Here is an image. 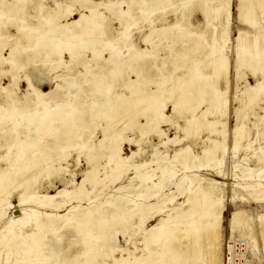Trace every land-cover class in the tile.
<instances>
[{
    "label": "bare ground",
    "instance_id": "1",
    "mask_svg": "<svg viewBox=\"0 0 264 264\" xmlns=\"http://www.w3.org/2000/svg\"><path fill=\"white\" fill-rule=\"evenodd\" d=\"M14 1L15 2H9L5 3L4 5H0V22L3 20L11 22V24L9 23V25L14 26L18 33L21 35V37H18L20 41L34 39L32 37L34 35L36 36L35 32L26 29L21 21L19 23H15L12 20L14 14L18 13L22 9L23 3L26 0ZM122 2L123 1H120V3ZM142 2H145V0H143ZM237 2V11H239L238 21L242 26L251 29L252 31L246 30L245 28H242L238 31V35L234 39V48L236 54L235 62L237 63V67L241 65L248 67L251 74L256 78L255 83L249 85L246 92L241 95L240 99L244 104H250L254 108L255 106L253 105H258L261 101L264 102V23L261 21V18H263L264 16V11L261 7L263 5H260V0H237ZM54 4L56 8L52 13L53 19L49 23V29L42 33L41 36L33 42L34 45L32 46V50L34 53L46 54L50 57L54 54H58L59 56H61L64 50H67L70 58L74 59L82 53L89 52L95 59H98L101 57L104 51H107L108 57H105L104 60L108 61L112 59L114 54L108 47L109 43L102 41L100 38L104 33V21L97 9H95L94 7H90L88 9V12L80 13L77 19L69 23H60L57 20L65 16H70L74 13L73 10H71L68 6L63 7L57 0H54ZM152 9L157 10L160 14V18H163V20H165L166 14L168 12L173 13L176 18L172 23L157 28L152 24L151 18L149 16H145V22L148 24L147 27L149 32L144 38V41L151 47V50L146 48L136 51V56L138 57L137 61L140 63V66L137 71L132 69V72H134L135 74V79H132L128 82L126 80V74L124 72L118 71L125 60L123 57H120L119 61L115 63V67L112 68L110 72H108V75H94L89 79V81H87V88L80 91V94H85L86 98L91 100L92 98H90V96L94 92H104L106 94L104 100L100 99L101 97L99 98L100 100H102L101 102L95 101V99L94 102L89 101L88 106L90 107V113L92 114L91 116H93L92 118H100L106 116L108 118L111 117V120L114 117L113 120L115 121L113 122H116V119L119 118L118 116H122L120 114H122L124 110L127 113L126 110L130 109L131 111V109L134 108L133 106L138 105L137 107H135L137 109L139 107V104H142L143 107L142 110H140L143 111L142 114L145 117V125L142 124L138 128H140L143 134L149 133L151 131L157 132L158 134L162 133L160 129H158L159 123L164 121L165 118L168 117H165L166 115L163 114H155L156 109L159 106L164 107L165 103H167L168 101L172 103L173 109L199 106L201 103L203 104L202 97L205 96H201L202 92L205 93L206 91L205 89L200 88L199 85H196L197 83L193 84L195 82L192 83L194 85V89H199L201 93V95H198V97L196 98H193L196 93L187 90L188 88L191 89V87H193L189 83L188 84L191 87H189L188 85V88H186L184 87L185 85H183V87L180 86L182 87L181 89L177 90L175 88V90L173 88L171 90L169 89L168 91H165L166 88L164 87L165 82L167 81L166 76L168 74L162 69V67L156 66L155 62L159 61V63H164L166 57L159 58L154 53L157 49H159V42L164 41L161 39H169L173 42V44L168 47V55H171L173 57L177 56V58H175L176 61H179V51H187L189 42L193 40V42L196 43V46L194 49H191V52L192 50L194 51V53L200 52L201 50L204 51L202 57H208L209 64L207 65H210L213 69V71L210 72H220L219 70L226 71L228 68V57L225 52L226 44L229 40L228 20L230 16V9L228 0H180V6L178 7L176 6V0H152V3L144 6L143 12L147 13ZM186 9L189 10V13H192L193 10H197L204 17L206 26L205 30L195 29L194 27H192L189 21L187 23L184 22V12L186 11ZM117 13L120 17H122L127 14V11L124 9H119ZM2 14L4 17L1 16ZM221 18L225 19L223 23L221 21ZM220 23H222L223 25V28L221 30H219ZM174 29L176 32L174 31ZM172 33H177V38L174 40L172 39L173 36H171ZM153 35L156 36V40L154 41L152 38ZM63 36L66 37V41L62 43L60 37L62 38ZM18 39H5L0 37V46H4V44H6L7 42L12 44V46H10L8 55L6 57H3V59L1 58L2 60H0L1 66L3 63H7V69H3L2 67V69L0 68V78H2V75L6 74H9L12 78H14L17 75V71L19 70V68H21L19 61V54L21 53V50L18 49ZM70 39H75L76 43L73 44L69 42ZM188 52L189 53H186L183 56L181 62L179 61L181 64L179 66L186 68V71H184V76L188 75V73H191L193 78H200L199 82L202 79L206 80V76L202 74L203 71L199 70L196 66L198 63H200V60H198L200 58L195 59L196 61L194 63L192 61L193 53H191L189 50ZM191 63H193L192 66ZM204 64L202 63L201 65ZM210 66L209 68H211ZM151 69H154L153 72ZM225 76L227 77V74ZM225 76H223V79ZM187 79L183 80L186 82ZM17 83L18 81L13 79L12 82H9L6 86L0 85V96H2L5 100V103L1 108H12L10 110V113H8V111L7 114H3L4 116L0 120V125L2 124V121H11L12 123L15 122L12 118H10V116L11 113L16 110L18 97L12 95L11 91L13 89V85H16ZM27 84L30 88L29 94L34 98L33 104L39 105L42 102L44 91L41 92L36 89L29 79L27 80ZM71 85L72 82H68L67 86H58L59 89L62 87L65 89H69ZM118 87H125V89L128 90L127 92H129V96L126 95L125 97H122L123 94L116 95L117 93H114V89ZM199 90H197V92ZM208 90L206 92L209 94V99H207L206 101H208L207 104L210 106V109L211 107H213V109L223 107L224 101L222 98H220V95L216 93L217 90H209L210 92ZM193 93L195 95H193ZM99 95L101 94L99 93ZM162 95L165 96L163 97V99H160V96ZM93 98L95 97L93 96ZM203 99L205 100L206 96ZM96 100H98V98ZM106 102H108V106H105ZM123 102L126 103L124 105V108L122 107L121 109H119V106ZM95 105L100 106V110L93 109L94 107L96 108ZM111 108L113 109V112ZM116 108H118L119 110L116 111ZM208 108H206L205 110H209ZM1 110L3 111L5 109ZM83 112L84 110L82 103L77 104L76 102L72 103V101H70L65 107H61V105L56 103L52 107H45L36 116H31L30 118L26 119V121H23L27 126L26 128H23V131H19L17 133V136L23 135L24 138L20 139L18 146L12 145L9 147L8 153L6 155L7 158H5L8 161V165L5 166V168L0 169V219H2L6 215L4 202L7 203L6 207L11 206V202L8 198H10L9 193H11L14 189L16 190L22 188L24 190V194L19 195V205H24L28 201H31L30 203L35 204L36 206L44 208H58L62 207V205L65 204L64 199L67 197H70L71 199H79L78 193L84 192L83 190L85 187L83 183H78L75 185L76 191H73V189L71 191L63 189L59 191L56 190L57 192L54 194H40L34 190L35 188L33 190L31 188L37 182V179L35 178L37 174H34L38 171V166L41 165L42 162H45V160L49 159V157L51 158V152H53V154H56V151L59 148L60 152L63 151V146L60 145V142V144L58 142V144H49L50 140L52 142L55 141H53V137H55V134V139H57V137L59 136V139L61 137L67 139V142L73 141L75 145L78 144L79 146H84V142L81 138L83 132L86 131L87 128L85 124L87 122V118L84 117ZM138 113L140 115V112ZM129 115L130 116L128 117V119H130L131 122V118H133L134 114ZM216 116L214 123H219L220 121L218 120V122L216 120ZM194 118L195 119H193V115L191 114L189 116L187 115L185 123L189 122L190 124L191 121V123L196 121V125L194 123L192 125H195V129H199L198 127H200L202 124L201 119H198L199 117L196 118L195 116ZM240 118L241 117L238 116L236 120ZM124 120L126 119H123V121ZM113 122L111 120V124ZM129 123L127 124L129 125ZM127 124L124 125H126L127 127ZM243 126V123L236 121V125L231 130V134L233 135L232 140L234 139V143H232L234 146H232L235 150L238 148L240 141L245 136ZM126 127L124 126V128ZM207 128L205 127L204 129L207 130ZM193 129L191 128V130ZM197 129L195 131H197ZM213 129H216L217 131L218 128L214 127L212 128V130ZM185 131H187L188 133L190 132L188 130ZM225 131L220 130L219 132H216L220 133L219 138L216 140L213 139L212 141L210 140V145L202 150L201 154H192V152L190 153V149L187 146L182 147L181 149L176 150L172 157L161 158L159 164H156L157 166L151 169L146 168V166H149L153 161L146 163L142 162L143 164L139 165L131 164L130 160L137 154L136 151H133L129 156L122 157L119 155L120 144L118 145L116 143V139H114L115 142H107L105 146V153L108 154L112 158L111 160H113L114 162V167H111L112 172L120 173L124 168L126 169V167L128 170L132 167L136 171L135 178L138 179V185H140L139 187L142 188V191L135 193V200H132L130 197H128V195L124 196L123 194L118 196L109 195L103 201H97L96 204L93 205V208L89 210L79 211V208L81 207V205L79 204L72 207L70 213H66L63 215L53 214L52 212H45L44 215L47 216V218L51 222L50 225L52 226L48 225L47 221H40L39 211L36 210V208L32 207L28 208L27 210H20L16 215L14 214L12 218H9L7 220V222L3 225L2 232H0V257L2 254L1 251L4 252L5 255L3 259H5V261L3 262L11 264H169L168 258H166L169 255L168 257H171L172 264H194L200 257L202 258V260L200 259L199 264H229V258L223 254L221 248V235L219 234V231L217 229V209H219L220 205L222 206L220 198L222 197L221 187L223 184H221V186H218L219 184L217 185V182L212 181L214 179L211 178V180L201 177L203 183L206 182V184H201V182H199L197 186L188 191L186 195V206L169 208V205L173 201L174 197L160 196L164 185L170 182L172 177L174 176V173H172L169 165H172L177 161L186 163L188 160L196 163V159V167L198 168V170H203L204 168L212 169V165L214 164L220 165L221 161L219 160L218 153L221 152L222 157L223 153L225 152L226 147H224L223 145V143L225 142L224 140L227 137ZM194 132L191 131V133ZM188 133L186 134L192 136V134ZM115 136L117 137L118 134H115ZM64 139L63 141H65ZM60 140L62 142V139ZM117 140L119 141L118 138ZM97 150L99 151V148ZM42 151H44L45 153L41 156ZM98 151H96L95 153H97ZM59 153L58 155H60ZM94 154L92 151L88 152L87 160L90 161L93 160V158L95 159V157H98V155L94 156ZM259 160V163L261 161H264V151L261 153ZM56 161H50V163H56ZM142 167H144V169H142ZM97 168H93L92 162V164L88 167V171L86 172L94 173L96 172ZM57 170H59V168ZM156 170L161 173V176L158 179H154L155 175L153 172H155ZM216 171L219 173V170ZM247 172L250 174V176L255 175L257 177H264V175L261 174L262 169L258 170L257 172V169L249 168L247 169ZM93 176L94 177L91 181L92 184H96V182L98 183L100 179H98V177L96 178L97 175L95 174ZM119 176L121 177V175ZM103 179H106V176ZM37 183L39 184V182ZM130 186L132 185H120L117 189H126ZM237 186L240 189L244 190L248 197H252L254 198V200L255 198L258 199L255 201L260 202L261 199H264V185H261L259 183H256L255 185H249L237 182ZM139 187L138 189H140ZM59 197L60 199H62L60 201H57V198ZM150 199H155V202H149ZM166 211L168 212L166 213ZM158 214H161V217L159 219L160 223L158 225L147 227L146 223L148 222V220ZM231 214V225L233 228H237L241 224H247V227L251 230V227L248 225L249 223H247V221H249V217H247L243 211H234ZM46 216L44 217L46 218ZM50 218L62 219L63 222L67 223V226L68 224H71V229H69L72 231V233H74L73 229L77 225H79V223L85 224V228L81 227L83 229L82 231H79V227H76V229L80 232V234L78 233L76 234V236H80L82 234L85 237L84 241L86 242V249L80 251V254L72 259L75 252L69 255L66 246H64V244L63 246L62 244L60 245V242H62V237L58 236L56 232L60 228V226L57 225L53 227L54 220ZM32 223L35 224V229L33 228V231H22L23 228L29 226V224ZM259 223L260 225H262L261 231L259 233H261L262 236H260V239L262 238V249L264 252V220ZM91 225L94 226L93 229ZM110 229H112V231H110ZM42 230L45 231V233L47 230H49L51 239L45 238L47 239L45 240L43 237L45 233L43 234ZM77 230L75 233L78 232ZM118 231H121L124 236L127 235L128 238H130L132 235L140 234L143 239V244L146 249L147 255H135L138 247L136 245V242H134L133 250H131L130 248H120L119 250L121 252V255L119 257H114L113 253L118 249V246L114 240ZM252 235L253 234H251V236ZM63 236H65V234ZM80 238L81 237H79L78 239ZM79 241H81V239ZM249 241L247 243H250ZM82 244L83 243H81L80 245ZM253 244H250L251 247ZM149 245L154 246V248L150 249L148 247ZM71 250L74 251V249ZM70 252L71 251H69V253ZM124 254H126V256H124ZM98 256L101 258H99Z\"/></svg>",
    "mask_w": 264,
    "mask_h": 264
},
{
    "label": "rangeland",
    "instance_id": "2",
    "mask_svg": "<svg viewBox=\"0 0 264 264\" xmlns=\"http://www.w3.org/2000/svg\"><path fill=\"white\" fill-rule=\"evenodd\" d=\"M57 1H59L63 7L68 6L71 10H73L74 13L70 16H65L57 20L60 23H69L77 19L80 13L88 12V9L90 7H94L95 9H97L100 12V15L104 21V33L100 38L102 41L109 43L108 47L110 51L113 52L114 55L111 60L106 61L104 59L105 57L106 58L108 57L107 51H104L101 57L98 59H95L92 56V54H90L89 52L82 53L77 58L74 59L70 58L67 50H64L61 56H59L58 54H54L49 57L46 54L34 53L32 50V46L34 45L33 42L36 41L41 36L42 33H44L46 30L49 29V23L53 19L52 13L56 8L54 4V0H26L23 3L22 9L18 13L14 14L12 20L15 23L17 22L19 23L21 21L26 29L35 32L36 36L34 35L32 37L34 39L20 41L18 37H21V35L18 33V31L14 26L9 25V23L11 24V22L7 20L1 21L0 37L5 39H10V38L18 39L17 40L18 49L21 50V53L19 54V61L21 68H19V70L17 71V75L14 78H12L9 74L2 75L1 76L2 78H0L1 79L0 85L2 86L3 85L6 86L9 82H12L13 79L18 81L16 85L15 84L13 85L12 87L13 89L11 91L12 95L18 97V104L16 105V110L13 113H11L10 116V118H12L15 122L12 123L11 121H7V122L2 121V124L0 125V169L5 168V166L8 165L7 163L8 161L5 158H7L6 155L8 153L9 147L12 145L18 146L20 139L24 138L23 135L22 136L20 135L21 137L17 136V133L19 131L20 132L23 131V128H26L27 126L26 124H24L23 121H26V119L30 118L31 116L34 115L36 116L45 107L47 108L52 107L56 103L61 105V107H65L67 103L70 101H72V103L76 102L77 104L82 103L84 110L83 115L84 117L87 118V122L85 123L87 128L86 131L83 132L81 138L84 142V146H79L78 144L75 145L73 141L67 142V139L60 137V139H62L61 142V140L58 138L59 136L57 137V139H55L56 137L55 134V137H53V141L55 140L56 142L55 141L52 142L50 140L49 144L60 142L61 144L60 143L59 144L63 146V151L60 152V148L57 149V151L55 150L57 155L51 152L50 155L51 158L49 157V159L45 160V162H42L41 165L38 166L39 167L38 171L34 175L37 174L35 178L37 179L36 181L39 182V184L35 181L36 183L33 185L31 189L33 190L35 188L34 190L40 194H54L57 192L56 190L59 191L63 189L70 191L73 189V191H76L75 185L78 183H83L85 188L83 190L84 192L78 193L79 199H75V198L71 199L70 197H67L64 199L65 204H63L62 207H58V208H44V207L36 206L35 204L30 203L31 201L30 202L28 201L24 205H19V200H18L19 195L24 194V190L22 188L12 190V192L9 193L10 198H8L11 202V206L6 207L7 203L4 202V206L6 208L5 209L6 215L2 219H0V232H2L3 225L7 222L9 218H12L14 214L16 215L20 210H27L28 208H32V207L36 208V210L39 211L40 221H44V222L47 221L48 225H50L51 222L49 221L47 216L44 215L45 212L48 213L52 212L53 214L63 215L66 213H70L71 208L79 204L81 205L79 211L89 210L93 208V205H95L97 201H103L109 195L118 196L123 194L124 196L128 195V197H130L132 200H135L134 199L135 193L142 191V188L139 187L140 185H138L139 184L138 179L135 178L136 171L132 167L129 168V170L126 167V169L124 168L123 171L120 173L112 172L111 167H114V162L113 160H111L112 158L105 153L106 152L105 146L107 142L116 141L118 145L120 144L119 155L122 157L129 156L133 151H136L137 154L130 160L131 164L139 165V164H143L142 162L146 163L153 161L154 164L152 162L150 163V165L148 164L149 166H146V168L151 169V168H155L159 164L161 158L172 157L174 152L176 150L181 149L182 147L187 146L190 149V153L192 152V154L193 153L201 154L202 150L207 148L213 139L216 140L219 138L220 133H216V132H219L220 130L222 131L226 130L225 133L227 137L228 136L229 137L228 138L226 137V139L224 140L225 144L223 143V145L226 148L222 157H221V152L218 153L219 160L221 161L220 165L214 164L212 165V169L204 168L203 170H198V168L196 167L197 159L195 160L196 163L192 162L191 160H188L186 163L182 161H177L172 165H169V168L171 169L172 173H174V176L172 177L170 182L164 185L160 196L174 197L173 201L169 205V208L186 206V198H187L186 195L188 191L194 188L195 186H197L199 182H201V184H206V182L203 183L201 177L214 179L211 180L217 182V185L219 184L218 186H221V184H223L221 187L222 197L220 198V201L222 202V206L220 205L219 209H217L218 211L217 229L219 231V234L221 235V242H222L221 248L223 254L229 258V264H264V252L262 249V240H261L262 238L260 239L261 233H259L262 228V225H260L259 222L264 220V199H261L260 202L255 201L258 199L255 198L254 200V198L248 197L246 192H244V190L240 189L237 186V182L242 184H249V185H255L256 183L264 185V177H257L255 175L250 176V174L247 172V169L249 168L257 169V172L258 170L262 169L261 174L264 175V171H263L264 161L263 162L261 161L260 162L261 164L259 163L261 153L264 151V108H263L264 102L261 101L258 105H253L255 106L253 108L252 105L244 104L243 101L240 99L241 95H243L246 92L249 85L255 83L256 78L251 74L248 67H245L244 65L237 67L236 66L237 63L235 62L236 54L234 48V43H235L234 39L238 35V31L242 28L243 29L245 28L238 21L239 11H237L238 10L237 0H228L230 16L228 20L229 40L226 44V50H225L228 57V68L226 71L219 70L220 72L217 71H214V73L210 72L213 71V69L210 65H207L209 64L208 57H202L204 51L201 50L200 52L194 53V51L192 50L191 52V49H194L196 46V43H194L192 40L189 42L188 44L189 46L187 45L188 46L187 51L185 50L179 51L180 55L178 54V57L180 56L181 59L180 57L178 59L181 62L183 56L186 53H189L188 50L191 53H193L192 61L194 63L196 61L195 59L200 58L198 59L200 60V63H198L196 66L199 70L203 71L202 74L206 76V80L202 79L203 81L200 80L199 82L200 78H193L191 73H188L189 76L188 75L184 76V71H186V68L179 66L181 65L180 62L176 61L175 59L177 58V56L173 57L171 55H168L169 52L168 47L171 46L173 42L169 39H164V38L161 39L164 41L159 42V47H158L159 49L156 50L158 52L155 51L154 53L159 58L166 57V60L164 61V63L163 62L159 63L158 61L155 62V64L156 66L162 67V69L166 71V73L168 74L166 76L167 81L165 82V87H164L166 88L165 91H168L169 89L171 90L173 88L174 89L176 88L178 90L181 89L183 85H185L184 87L188 88V85L190 84L191 86H193L191 87L189 85V87H191L192 90L190 88H188L187 90L196 93V95L193 93V95H195L193 96V98H196L198 97V95H201L199 89H197L199 90L198 91L199 93L197 92L196 89H194L193 84L197 83L196 85H199L200 88H203L206 91L208 89L211 91L217 90L216 93H218L220 95V98H222L224 101L223 107H220L218 109H213V107H211L210 109V106L207 104L208 101H206L207 99H209V94L206 91L205 93L202 92L201 95V96L205 95L206 99L205 100L203 99L205 96L202 97L203 104L201 103L199 106H192L191 108L181 107L178 109H173L172 103L168 101L167 103H165L166 107L159 106L155 112V114H163L166 115L165 117H168L165 118L164 121L159 123L158 129H160V131L162 132L161 134H158L157 132H153V131L143 134L140 128H138L142 124L145 125V117L142 114L143 111H141L143 107L142 104H139L138 107L139 111L138 108L137 109L135 108L138 105L133 106L134 110L133 109H131V111L130 109L126 110L127 113L124 110L123 113L120 114L122 116H118L119 118L117 119L115 118L116 122H113L115 121L113 120L114 119L113 117L111 120L114 124L113 123L111 124V120H110L111 117L108 118L105 116L107 119L105 117L92 118L93 116H91L92 114L90 113V107L88 106L89 101L94 102L95 99V101L101 102L102 100L100 99L104 100L106 94L104 92H94L95 94L93 93L90 96V98H92L91 100V99H87L85 94H80V91L87 88L88 86L87 81H89V79L92 78L94 75H108V72H110L111 69L115 67V63L119 61L120 57H123L125 60L118 71L124 72L126 74V80L128 82L132 79H135V74L134 72H132V69L137 71L140 66V63L137 61L138 57L136 56L137 55L136 51L146 48L151 50V47L148 44H146V42L144 41V38L149 32L147 27L148 24L145 22L146 21L145 16H149L151 18L152 24L155 25L157 28H159L175 21L176 18L175 15L171 12H168L166 14L165 20H163V18L162 19L160 18V14L157 10L152 9L149 10V12L144 13L143 12L144 6H147L148 4L152 3V0H145V2H142L143 0L141 1L140 0H126V1L125 0H57ZM120 1L123 2L120 3ZM260 1H261L260 5H263L261 7L262 10L264 11V0H260ZM9 2H15V1L0 0V5H4L5 3H9ZM106 3L109 5H107ZM176 6L177 7L180 6V0H176ZM119 9L126 10L127 14L120 17L117 13ZM188 11L189 10L186 9V11L184 12L185 14L184 22L187 23L189 21V23L195 29L205 30L206 26L204 22L205 21L204 17L197 10L195 11L193 10L192 13H189ZM1 16L4 17L3 14ZM261 19H262L261 21L264 23V16ZM221 21L223 23L225 19L221 18ZM222 23L219 24V30L223 28ZM245 29L252 31L251 29L248 28ZM174 33L171 34V36L174 37V38L172 37L173 40L177 38V33L176 34ZM152 38L153 41L156 40L155 35H153ZM60 39L62 43L66 41V37L64 36L62 38L60 37ZM75 41H76L75 39L69 40V42L73 44L76 43ZM10 46H12V44H10L9 42L4 44V46H0V60H2L3 57H6L8 55ZM202 63L203 64L205 63L204 64L205 67L204 65H201ZM192 64L193 63H191V66ZM209 66L211 68H209ZM1 67L3 69H7V63H3L1 66V61H0V68ZM151 70L153 72L154 69ZM221 72H223L224 74L226 73L227 77L225 76L226 74L224 75ZM223 76H225L224 79ZM28 79L31 81V83L34 85L36 89H38L41 92L44 91L43 92L44 96H42V102L39 105L33 104L34 98L29 94L30 88L28 87L27 84ZM183 79H187L186 82ZM68 82H72V85L69 87V89H65L63 87L59 89L60 85L67 86ZM205 85L207 88L205 87ZM127 91L128 90L125 89V87H120V88L118 87L114 89V93H117L116 95L123 94L122 97H125L126 95L129 96V92ZM99 93L101 95H99ZM93 96L95 98H93ZM164 96L162 95L160 96L161 98L160 97L159 98L163 99ZM97 98L98 100H96ZM4 103H5L4 98L0 96V120L3 118L4 116L3 114H7L8 111H9L8 113H10V110L12 109L11 107L1 108ZM107 103L108 102H106L105 106L106 105L108 106ZM123 103L119 106V109H121L122 107L124 108V105L126 103L125 102ZM205 104H207L208 106ZM95 106L96 108L94 107L93 109L100 110L101 108L100 106L98 105ZM204 107L206 108L209 107L208 108L209 110H205L206 108ZM1 109H5V110L2 111ZM119 109L116 108V111ZM135 110L140 112V115ZM221 112L224 114H222ZM215 113L216 115L217 114L218 115L216 116ZM129 114L131 115L134 114L133 118H131V122L130 119H128V117L130 116ZM190 114L193 115V119H195L194 116L196 118L199 117L198 119H201L202 124L200 127H198L200 130L196 128L198 132L195 131L196 129L194 128L196 125L195 123H197L196 121L193 122L195 125H192L193 124L191 123L192 121L190 122L191 125L189 124V122L185 123L187 115L189 116ZM215 116H216V120L220 121V122L218 121L219 123L217 122L214 123ZM238 116L241 117L240 119H238L239 121L236 120ZM123 119L126 120L123 121ZM236 121L244 124L243 130L245 136L240 141L238 148L235 150L233 147L234 145L232 144L234 143L233 141L234 139L232 140L233 135L231 134L232 133L231 130L236 125ZM127 123H129V125ZM124 124H127V127ZM124 126L126 128H124ZM205 127L207 128L208 131L204 129ZM214 127L218 128L217 131L216 129L212 130V128ZM191 128L194 129L191 130ZM189 129L192 132L194 131L195 132L191 133ZM185 130H188L190 132L188 133ZM186 133L192 134V136L187 135ZM115 134H118V136L116 137ZM105 136H106V140H105ZM117 138L119 139V141L117 140ZM63 139L65 141H63ZM114 139L116 140L114 141ZM167 140L170 141L168 142ZM98 148L99 151L97 150ZM91 151L93 152V154L96 151H98L97 153L99 154L95 153L96 155L94 154V156L98 155V157H95V159L93 158V160H90L91 161L90 162L89 160H87L88 158L87 154L88 152ZM44 153L45 152L42 151L41 156L44 155ZM58 153L60 155H58ZM54 155L57 161L54 158ZM50 161H54V162L56 161V163L54 162L50 163ZM92 162H93V168L98 167L96 170L97 173L92 172L93 175L94 174L97 175L96 178L98 177V179H100L98 183L96 182V184L94 183L92 184L91 182L92 178L94 177L92 173L86 172L88 171V167L89 165L92 164ZM52 167L55 169H53ZM257 167L258 168L261 167V168L258 169ZM58 168L59 170H57ZM142 169H144V167H142ZM216 170H219V173ZM153 173L155 175L154 179H158L161 176V173L158 170H156ZM119 175H121V177ZM105 176L106 179H103ZM72 180H74L75 182ZM126 184H131L132 186L126 189L125 188L117 189L118 186L126 185ZM138 187L140 189H138ZM61 199L59 197L57 198V201H60ZM149 202L154 203L155 199L152 200L150 199ZM234 211H243L245 215L249 217V221H247V223H249L248 225L251 227V230L247 227V224H241L237 228L232 227L231 213H233ZM167 212L168 211H166V213ZM44 216H46V218ZM160 217L161 214L155 215L153 218L148 220L146 226L150 227L152 225H158L160 223L159 220ZM50 219L54 220L53 227L57 225L60 226V228L56 231L58 236L62 237V242H60V245L62 244L63 246L64 244V246H66L69 255L75 252L74 257H72V259L77 257L80 254V251L86 249L85 247L86 242L84 241L85 237L82 234L80 236L77 235L78 237L76 236V234L78 233L80 234L79 231H82L83 227L85 228L86 226L85 224L79 223V225L76 226L77 228L79 227L78 228L80 229L79 231L76 229L75 226H74L75 228L73 229V225H72V229L74 232L72 233V231L70 230L71 224H68L67 226V223L63 222L62 219H54V218H50ZM64 223L66 224V226ZM32 224H29V226L23 228L22 231L23 232L26 231L28 232L29 230L33 231L35 229V224H33L34 226ZM91 226L93 229L94 226L93 225ZM75 229L78 231L77 233H75L76 232ZM110 231H112V229H110ZM42 233L44 234L45 231H43ZM64 234L65 236H63ZM251 234L253 235L251 236ZM73 235H75L76 237ZM43 237L44 239L45 238L51 239L50 231L47 230ZM70 237L72 238V240ZM79 237H81L80 239L83 242L79 241L80 240L78 239ZM114 240L118 246L116 252L113 253L114 257H119L121 255V252L119 250L120 248H130L131 250H133L134 242H136V245L138 247L137 251L135 252V255H141V254L147 255L146 249L143 244V239L140 234L132 235L130 238H128L127 235L124 236L121 231L120 232L118 231ZM248 241L250 243H247ZM79 243L80 244L83 243V244L80 245ZM250 244H253L252 247ZM67 247L68 248L71 247V248L68 249ZM148 247L150 249L154 248V246L152 245H149ZM71 249H74V251ZM69 251L71 252L69 253ZM1 253L2 254L0 257L1 258L0 264H11V263L3 262L5 261V259H3L5 254L2 251ZM124 256H126V254H124ZM168 256L166 257L168 258V263L172 264V259L171 257L169 258ZM200 259L202 260V258L200 257L199 259H197L198 261H196L194 264H199Z\"/></svg>",
    "mask_w": 264,
    "mask_h": 264
}]
</instances>
